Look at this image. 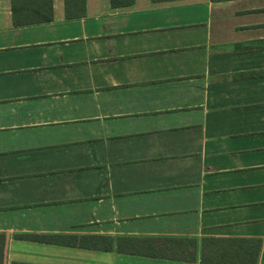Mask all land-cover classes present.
Segmentation results:
<instances>
[{
  "label": "crops",
  "instance_id": "obj_1",
  "mask_svg": "<svg viewBox=\"0 0 264 264\" xmlns=\"http://www.w3.org/2000/svg\"><path fill=\"white\" fill-rule=\"evenodd\" d=\"M2 239V264H207L204 239L264 264V0L22 27L0 0Z\"/></svg>",
  "mask_w": 264,
  "mask_h": 264
},
{
  "label": "trees",
  "instance_id": "obj_2",
  "mask_svg": "<svg viewBox=\"0 0 264 264\" xmlns=\"http://www.w3.org/2000/svg\"><path fill=\"white\" fill-rule=\"evenodd\" d=\"M153 3L174 1V0H151ZM211 2H223L231 0H210ZM134 0H110L111 8L128 7ZM65 19H79L85 16V0H63ZM12 21L15 27L37 25L53 21V0H10ZM186 240L190 239H166ZM247 240L242 239H204L202 256L211 254V259L203 262L207 264H256L260 244L246 246ZM207 247V249L204 248ZM4 239L0 241V264L3 261ZM207 251V252H206ZM128 253H133L128 251ZM170 258L192 261L194 257L186 255L180 245L177 252ZM224 259V260H223Z\"/></svg>",
  "mask_w": 264,
  "mask_h": 264
}]
</instances>
